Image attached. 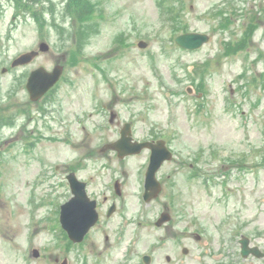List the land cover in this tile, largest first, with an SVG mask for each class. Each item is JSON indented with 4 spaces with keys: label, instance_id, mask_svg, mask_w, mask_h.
I'll list each match as a JSON object with an SVG mask.
<instances>
[{
    "label": "rangeland",
    "instance_id": "1",
    "mask_svg": "<svg viewBox=\"0 0 264 264\" xmlns=\"http://www.w3.org/2000/svg\"><path fill=\"white\" fill-rule=\"evenodd\" d=\"M70 3L0 0L1 104L8 106L16 86L20 104L23 75L32 68L64 66L54 101L42 105L48 114L32 108L31 122L23 116L13 129L0 124V264H143L146 252L154 264H170L166 256L180 260L183 247L185 264H264L218 251L228 228L264 251V0H91L73 11ZM186 29L209 34L210 42L197 51L178 47L174 39ZM241 40L246 49L224 54L226 41ZM41 42L50 50L32 66L2 73ZM111 109L135 125L138 138L157 136L173 150L158 173L162 192L150 204L142 197L146 153L121 161L101 152L117 138L101 127ZM23 126L46 134L35 152L49 172L33 150L21 149L27 134L11 137ZM56 165L62 169L53 177ZM69 167L100 204L101 220L81 245L60 226L62 202L71 197L62 181ZM122 178L125 195L110 220L112 200L105 204L104 195ZM163 211L176 233L201 232L202 239L161 240L171 233L154 226Z\"/></svg>",
    "mask_w": 264,
    "mask_h": 264
},
{
    "label": "water",
    "instance_id": "2",
    "mask_svg": "<svg viewBox=\"0 0 264 264\" xmlns=\"http://www.w3.org/2000/svg\"><path fill=\"white\" fill-rule=\"evenodd\" d=\"M209 41V37L205 34L199 33H186L180 35L176 38V42L181 47L187 49H197L204 45ZM141 47H146L147 44L144 42L140 43ZM42 51H48L49 46L45 43L41 45ZM38 55V52H30L23 54L14 62V66L27 64L34 57ZM62 72L61 67H57L53 73H48L44 69H39L32 73L28 88L31 92L34 99L39 98L44 93H46L59 79ZM123 143V141H122ZM121 144L119 142L113 147L119 148ZM137 146L135 152H139L144 146H149L145 144H135ZM157 153L154 151V155L152 161L154 162L157 159V170L160 168L161 164L165 160H169L172 157V154L166 148L164 141H159L157 143ZM156 168L150 169L148 173V183L147 188L152 191V196L148 193L146 194V200H149L151 197L159 194L161 190L160 183L155 181L154 174ZM69 181L71 184L72 192L74 197L62 206L61 213V222L64 229L68 232L69 237L76 243L82 242L87 233L91 230V228L97 223L99 220V214L97 212V202L91 201L86 193V184L78 181L74 175L69 176ZM169 214H163L164 219H168ZM249 241L247 239L242 240L243 251L242 254L246 257L255 249L248 248ZM36 256L39 255L37 251H35Z\"/></svg>",
    "mask_w": 264,
    "mask_h": 264
},
{
    "label": "flooded vegetation",
    "instance_id": "3",
    "mask_svg": "<svg viewBox=\"0 0 264 264\" xmlns=\"http://www.w3.org/2000/svg\"><path fill=\"white\" fill-rule=\"evenodd\" d=\"M13 99L14 98H12L11 100H13ZM23 100L26 103L20 104V107L21 108H26L28 106H33V103L30 100H28L27 98H23ZM43 102H45V98H43L38 104L43 103ZM16 103H17L16 101L14 102V104H12V102H11V105H10V109L11 110H13V107L16 106ZM18 106H16V108ZM24 110H26V109H24ZM24 110H22V113H24ZM117 117H119V116H117ZM117 117H116V121H117ZM114 123H116V122L115 121L114 122H110V124H112V125ZM118 123H120V122L118 121ZM122 129H123V127H120L119 128V134H121ZM113 153H114L115 156L118 157V154L116 152H113ZM149 155H150V152H149ZM63 168L65 169V167H63ZM146 169H147V167H146ZM60 170H61V167L60 166H57L56 167V174H58L60 172ZM68 171H69V173L74 172L70 167H69V170ZM62 181H65V177H64V179ZM123 182L124 181L120 182L121 185L119 186V188L122 189V190L125 189L124 188L125 187V184ZM114 193L116 194L115 190H114ZM116 196L118 198L123 197V195H121L120 197L118 195H116ZM111 198H113V195L111 196ZM111 198H109L108 196L105 195L104 196V202L107 203L109 200H111ZM112 202L115 203V200H113ZM111 217H108V219H110ZM167 230H171L172 232L171 233H168V232L167 233H160V236H162L161 240L166 239V238H163V237L169 236L170 238L178 239L179 241H181L182 239L187 238V236L190 234L191 237H188V238H194L195 240H197L199 242L202 239L203 235H204L201 232H184L183 234H181V232L176 233L174 231V228L173 227H168ZM237 230H238V228H237ZM106 236H107V239L106 240H108V237L109 236L108 235H106ZM240 238H241V234L240 233L238 234L237 231L235 232V231H233V229L228 228L227 231L225 232V235H223L221 237V239L223 240V243L219 246L218 251L220 250L223 254H226L227 257L229 258V260L232 261L233 259L231 257H235L236 256V251H238V253L241 255ZM205 245L208 246L209 245V242L206 241ZM185 250H187V254L185 253ZM188 256H189V250L184 248V249H182V257H181L180 260H178L176 257L170 256V255H167L165 259L170 264L172 262L176 261V260L179 261L180 264H185V262H184L185 259L184 258L185 257H188ZM259 259L261 261H264V253H263L262 257L259 258ZM235 262H237V260H233V262H231V263L232 264H237ZM159 263H160V260L158 261V259H157V264H159Z\"/></svg>",
    "mask_w": 264,
    "mask_h": 264
},
{
    "label": "trees",
    "instance_id": "4",
    "mask_svg": "<svg viewBox=\"0 0 264 264\" xmlns=\"http://www.w3.org/2000/svg\"><path fill=\"white\" fill-rule=\"evenodd\" d=\"M28 1H30V0H26V3L28 2ZM90 3H91V0H71V3L69 4L71 7H72V11H73V7L75 6V5H78V4H82V7L84 8V7H89L90 6ZM79 8V7H78ZM88 9V8H87ZM79 13H83V12H79ZM78 13V14H79ZM85 14L82 16V18L83 19H85ZM89 19H90V17H89ZM86 21V20H85ZM187 30V29H186ZM185 30V31H186Z\"/></svg>",
    "mask_w": 264,
    "mask_h": 264
}]
</instances>
